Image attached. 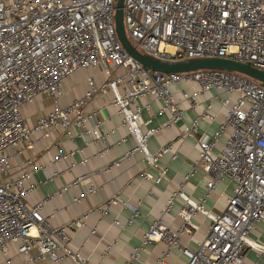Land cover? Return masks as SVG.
<instances>
[{
    "label": "built area",
    "instance_id": "1",
    "mask_svg": "<svg viewBox=\"0 0 264 264\" xmlns=\"http://www.w3.org/2000/svg\"><path fill=\"white\" fill-rule=\"evenodd\" d=\"M116 3L117 0H0V255L6 256L16 243L21 255L36 250L39 259L88 263L81 252L71 248L72 232L86 225L85 217L52 225L42 213L50 198L37 204L26 200L37 186L34 174L39 169L33 167L30 172L12 175L10 150L30 141L31 135L40 130L60 131L71 139L87 135L96 143L104 140L108 134L98 120L99 111L84 114V110L98 95L109 92L119 108L122 126L136 142L126 157L141 153L147 168H156L161 158L173 151L175 142H170L151 153L148 142L163 128L182 119V103L194 109L201 98L205 110L179 134L180 143L197 135L200 121L215 120L211 113L214 103L225 110L220 130L197 138L199 159L185 179L188 181L201 170L207 182L205 195L194 202L184 193L185 183L180 185L162 216L176 198L182 199L181 228L170 230L161 217L151 224L141 248L165 243L168 251L180 249L187 264H245L251 251L264 257V243L251 238L259 224L264 237V86L222 70L163 74L144 69L119 42ZM123 10L128 40L154 60L221 58L264 72V0H124ZM93 67L101 69L105 83L98 88L88 77L85 96L61 107L63 82ZM182 83L187 88H181ZM213 91L217 94H211ZM43 93L51 96L54 108L29 128L22 109ZM148 96L162 102L160 113L170 112L169 123L152 126L155 115L151 105L138 104ZM94 120L96 123L91 124ZM75 128L80 132L74 135ZM222 136L226 141L220 144ZM73 155L74 151L62 152L55 161L66 163L71 171L77 166ZM167 171L163 167L156 179L144 171L143 178L160 184ZM58 175L59 172L54 174ZM223 181L233 184V194L222 214L215 215L205 209L204 203L216 184ZM73 186H86L87 194L98 190L85 176L76 179ZM116 202L111 199L94 212L106 216ZM123 206L132 210V219L139 216L136 207ZM197 215L210 220L211 228L198 247L191 250L181 245L180 236L197 230L193 221ZM168 254L164 253L156 264H166ZM138 257V251H134L126 264Z\"/></svg>",
    "mask_w": 264,
    "mask_h": 264
},
{
    "label": "crops",
    "instance_id": "2",
    "mask_svg": "<svg viewBox=\"0 0 264 264\" xmlns=\"http://www.w3.org/2000/svg\"><path fill=\"white\" fill-rule=\"evenodd\" d=\"M88 77L94 79L98 88L106 81L99 67L74 73L62 84L64 97L60 100L61 107L85 96L89 90ZM181 88H187V85L182 83ZM176 90L177 88H173V91ZM211 94L217 93L213 91ZM198 102V107L194 109L187 103H182L180 105L183 111L182 119L166 126L149 140L148 150L151 153H156L170 142H175L173 151L163 156L156 168H147L141 153L126 157L127 153L135 148L136 142L122 126L119 108L113 104L111 93L105 92L98 95L84 110V114L99 111L98 120L104 132L108 134L104 140L96 143L87 135L71 139L63 136L60 131L40 130L31 135L30 141L10 150L11 174L17 176L22 172L32 171L33 167L39 169L34 174L37 186L26 196V200L37 204L50 198L42 213L55 227L85 217L86 225L72 232L71 248L81 252L87 258V264H126L134 251H138L139 257L132 264H156L166 252H169L166 264H187L188 259L180 249L168 251L165 243L149 244L143 249L141 247L143 237L149 232L151 224L161 217L170 230L178 231L181 228L182 220L179 213L184 205L182 199L176 198L169 211L162 216L173 191L180 185L185 183L184 193L194 202H199L207 191L206 177L201 170L194 173L188 181L185 179L191 175L199 159L197 138L218 132L224 121L225 110L219 103H214L211 113L215 120L200 121L197 135L188 136L180 143L179 134L192 125L196 117L205 110V101L200 98ZM138 104L141 107L151 105L152 113L155 115L153 127L169 123L170 112L160 113L161 101L148 96L140 99ZM53 108L51 96L43 93L32 103L25 105L22 112L29 128H33ZM144 117L148 118V115L145 113ZM95 123L96 120L91 122ZM72 131L74 135L80 132L77 128ZM225 141L226 137L222 136L220 144ZM76 150L78 152H75ZM71 151H74L72 159L77 166L70 171L66 163H56L55 158L62 152ZM163 167H167L168 171L160 184L143 178V172L148 171L156 179ZM58 172L59 175L54 176ZM84 176L91 178L92 183L98 188L96 193L87 194L86 186H73L76 179ZM232 194V183L229 181L217 183L211 196L204 203L205 209L215 215L222 214ZM111 199L117 202L110 207L106 216L94 212L96 207ZM123 204L136 207L139 216L132 219V210ZM193 221L197 225V230L192 234L185 233L180 236L181 245L191 250L198 247V243L206 238L211 228L210 220L201 215H197ZM18 246L16 243L12 244L6 256L0 255V264H72L65 259L59 262H53L48 257L39 259L36 250H32L27 256L21 255ZM245 264H264V257L251 251Z\"/></svg>",
    "mask_w": 264,
    "mask_h": 264
},
{
    "label": "water",
    "instance_id": "3",
    "mask_svg": "<svg viewBox=\"0 0 264 264\" xmlns=\"http://www.w3.org/2000/svg\"><path fill=\"white\" fill-rule=\"evenodd\" d=\"M123 8L124 0H117L115 15L117 37L125 52L139 62L144 69L163 74H186L203 70H222L246 76L262 83L264 86L263 71L255 69L249 64L238 63L230 59L201 58L181 62H162L146 56L142 51L135 49L128 40L124 26Z\"/></svg>",
    "mask_w": 264,
    "mask_h": 264
},
{
    "label": "rangeland",
    "instance_id": "4",
    "mask_svg": "<svg viewBox=\"0 0 264 264\" xmlns=\"http://www.w3.org/2000/svg\"><path fill=\"white\" fill-rule=\"evenodd\" d=\"M262 229L263 226L261 224L258 225V227L253 231L251 238H256V240L264 243V237H262Z\"/></svg>",
    "mask_w": 264,
    "mask_h": 264
}]
</instances>
